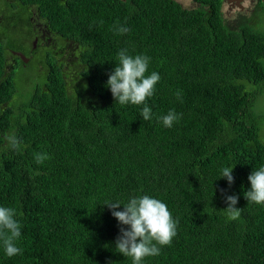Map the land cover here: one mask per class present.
Masks as SVG:
<instances>
[{
	"label": "trees",
	"instance_id": "16d2710c",
	"mask_svg": "<svg viewBox=\"0 0 264 264\" xmlns=\"http://www.w3.org/2000/svg\"><path fill=\"white\" fill-rule=\"evenodd\" d=\"M62 1L40 0L60 52L9 63L0 47V206L15 208L22 226V253L8 257L0 241V264H133L115 248L128 226L105 203L119 201L122 211L143 195L178 222L171 244L143 264H264V204L244 197L248 176L264 166L253 112L264 90V35L243 20L227 25L213 0L195 9ZM120 25L129 31L119 34ZM125 48L150 57L146 75L161 78L148 121L144 105H121L106 87ZM21 69L33 78L16 80ZM169 110L181 114L170 128L160 119ZM38 154L49 158L38 163ZM232 166L229 186L219 177ZM229 195L239 219L225 210Z\"/></svg>",
	"mask_w": 264,
	"mask_h": 264
},
{
	"label": "clouds",
	"instance_id": "9594fccd",
	"mask_svg": "<svg viewBox=\"0 0 264 264\" xmlns=\"http://www.w3.org/2000/svg\"><path fill=\"white\" fill-rule=\"evenodd\" d=\"M100 23H103L101 21ZM115 31L124 34L129 31L125 26L115 27ZM118 65L109 74L106 87L114 100L121 105L133 104L144 105L141 117L144 121L152 119L153 113L146 101L155 92V85L159 82L160 75L153 71L146 75L150 63V57L137 54L130 55L128 49H121L118 52ZM179 98L180 92L177 91ZM181 118V114L174 110L160 117L165 127H172ZM13 146H18L15 137H11ZM47 156L37 155L38 163L48 159ZM232 167H224L219 178L227 180L229 186L234 182ZM250 188L244 193L247 201L256 204H264V166L258 170H252L248 176ZM224 190L221 189V192ZM226 212L232 220L239 219L242 209L235 207L238 203L236 195H229L225 198ZM105 205L111 210L112 216L120 225H127L128 228H120V235L116 238L115 248L118 253L125 257H131L133 264H143L146 257L160 254L161 247L170 245L176 236L177 221L173 219L172 213L167 205L148 195L132 197L126 204H123L122 211H115L121 206L119 201L107 202ZM15 208L0 206V241L3 243L4 252L8 257L21 254L22 249L18 247L17 241L21 237V224L16 219Z\"/></svg>",
	"mask_w": 264,
	"mask_h": 264
},
{
	"label": "flooded vegetation",
	"instance_id": "af4514ba",
	"mask_svg": "<svg viewBox=\"0 0 264 264\" xmlns=\"http://www.w3.org/2000/svg\"><path fill=\"white\" fill-rule=\"evenodd\" d=\"M119 1L125 3L128 0ZM173 1L185 9L202 6L196 0H189L187 6L183 5L184 0ZM219 1L213 0V3L220 4L222 14L223 7L226 6L229 16L237 11L246 12L247 8L244 7V3L255 2L257 4L254 7L264 8V0ZM62 2L65 3V0ZM40 5V0H0V47L6 49L7 62L15 63V58H17L27 64L38 54V50L43 48L52 53L61 51L55 46L57 37L48 30L50 22L43 14Z\"/></svg>",
	"mask_w": 264,
	"mask_h": 264
},
{
	"label": "rangeland",
	"instance_id": "374dc122",
	"mask_svg": "<svg viewBox=\"0 0 264 264\" xmlns=\"http://www.w3.org/2000/svg\"><path fill=\"white\" fill-rule=\"evenodd\" d=\"M183 3H184L183 4L184 6H187L189 4V0H184ZM256 4L257 3L255 2L250 3V4L244 3V7L247 8L246 12L241 13L237 11V13L234 12V14H231L232 12H230L231 14L230 16L228 15L227 7L224 6L223 7L224 21L228 25L232 21H234L233 23H236L237 20L239 22L243 20L248 26L252 27L255 31L264 35V8L259 9L257 7H254ZM261 64H262V67L264 68V58L261 59ZM32 73H33V70L31 71L30 69H21L17 73L16 80H18V76H21L24 80H26V78L32 79L33 78L31 76ZM256 87H257L256 85L247 84L248 91H253L256 89ZM26 90L27 89H25V91ZM25 91H22L18 95V99H26V97L28 96V93ZM253 112L258 119L259 137L260 139H262L264 138V90L255 99V102L253 105Z\"/></svg>",
	"mask_w": 264,
	"mask_h": 264
},
{
	"label": "water",
	"instance_id": "95a60500",
	"mask_svg": "<svg viewBox=\"0 0 264 264\" xmlns=\"http://www.w3.org/2000/svg\"><path fill=\"white\" fill-rule=\"evenodd\" d=\"M226 1L230 2V1H232V0H226ZM233 1H234V0H233ZM237 1H239V0H237Z\"/></svg>",
	"mask_w": 264,
	"mask_h": 264
}]
</instances>
